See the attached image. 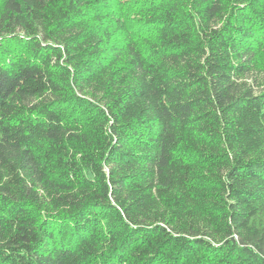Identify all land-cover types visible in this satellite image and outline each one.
I'll list each match as a JSON object with an SVG mask.
<instances>
[{
  "label": "trees",
  "instance_id": "1",
  "mask_svg": "<svg viewBox=\"0 0 264 264\" xmlns=\"http://www.w3.org/2000/svg\"><path fill=\"white\" fill-rule=\"evenodd\" d=\"M0 264H264V0H0Z\"/></svg>",
  "mask_w": 264,
  "mask_h": 264
}]
</instances>
